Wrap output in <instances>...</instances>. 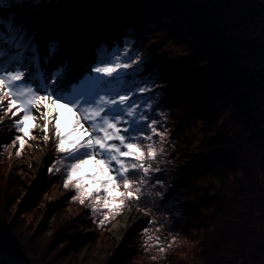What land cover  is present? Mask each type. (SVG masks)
<instances>
[{
    "label": "trees",
    "instance_id": "1",
    "mask_svg": "<svg viewBox=\"0 0 264 264\" xmlns=\"http://www.w3.org/2000/svg\"><path fill=\"white\" fill-rule=\"evenodd\" d=\"M37 23L45 40L60 45L70 37L64 60L84 34L77 69L92 63L100 46L110 59L120 56L130 67L114 74L113 91L132 92V102H143L136 119L151 116L166 135L142 142L153 143L158 156L153 171L134 175L143 181L140 202L103 225L100 211L73 202L62 175L48 172L64 168L54 143L47 179L13 213L24 181L0 148V248L28 264H264V0H52ZM137 55L140 68L132 63ZM56 183L86 215L82 224L60 201L48 212L40 206ZM130 207L151 220L131 228L116 249L107 229Z\"/></svg>",
    "mask_w": 264,
    "mask_h": 264
},
{
    "label": "snow or ice",
    "instance_id": "2",
    "mask_svg": "<svg viewBox=\"0 0 264 264\" xmlns=\"http://www.w3.org/2000/svg\"><path fill=\"white\" fill-rule=\"evenodd\" d=\"M51 2L0 0V10L7 9L0 12V144L6 147L10 141L19 156L30 141L54 143L64 168L49 166L48 172L62 175L73 202L93 213L100 211L103 225L126 204L140 202L143 181L134 175L153 171L150 162L158 156L153 143L142 142L163 139L166 133L151 116L140 114L136 119L143 102H132V92L113 91L114 74L130 65L121 63L120 56L110 59L104 46L96 50L92 63L77 69L65 59L50 78L42 77L41 62L50 64L59 49L56 40H45L37 23L41 6ZM129 46L125 37L124 53H129ZM124 58L131 60V55ZM141 60L137 55L132 63L140 68ZM29 67L37 70L36 80L25 83ZM148 91L138 88L139 93ZM141 122L146 129L137 127ZM0 264H9L2 248Z\"/></svg>",
    "mask_w": 264,
    "mask_h": 264
},
{
    "label": "rangeland",
    "instance_id": "3",
    "mask_svg": "<svg viewBox=\"0 0 264 264\" xmlns=\"http://www.w3.org/2000/svg\"><path fill=\"white\" fill-rule=\"evenodd\" d=\"M80 41H81V38H80ZM80 47L82 46L80 45L79 48ZM60 51L61 49L56 53L53 61L50 64L44 65L43 63H41V68L39 69V71L42 74V77L50 78L49 73H51L53 71V68L55 67L54 62L61 60V57H59L61 53ZM36 71L37 70L35 68L29 69L28 77L25 83L36 80V76H35ZM38 82L39 81H37V83ZM17 86L19 87V85ZM8 127H10V125ZM2 139L3 137H0V140ZM0 148L5 151L6 166H8L11 169H14L16 174H18L24 181V190L22 193V197L19 200V204H17L13 209V213H19L20 210H22L24 206L28 203L29 199L36 192H39L38 184L40 182H43L44 179H47V176L46 178L43 177L44 165H41V163L38 162V158L41 156V154L46 153V150H47V153L50 152L49 151L50 143L49 144L41 143L39 139L30 141V144L24 150V153L21 158H16L14 146L11 145L10 141L8 142L6 147L3 144H0ZM43 199L45 200V203L42 202ZM57 201H60V205L63 211L71 215V218L77 224H82V221H84L87 218L86 215H84V213H82L81 211H76L75 208L72 207L68 203L65 191H63V189L56 183V184L50 185L49 189L45 190L42 193V199H41L40 206H42L45 212H48L51 206ZM128 212H134L136 213L138 217L135 219L132 217L130 219V225L128 227L120 228L121 229L120 237L117 236V234L119 233V230H116L113 228L114 221L111 223V225L107 229L110 235L115 238L116 249H119L123 238L128 233V231H130L131 228H133L140 222L151 220L152 215H150L149 212L141 210L138 207L126 208L123 214L118 219L123 218L124 215ZM153 234L159 239L168 237L167 234L161 235L157 231H155ZM115 253L116 252L110 251L109 261L110 260L113 261L115 259L114 258Z\"/></svg>",
    "mask_w": 264,
    "mask_h": 264
},
{
    "label": "bare ground",
    "instance_id": "4",
    "mask_svg": "<svg viewBox=\"0 0 264 264\" xmlns=\"http://www.w3.org/2000/svg\"><path fill=\"white\" fill-rule=\"evenodd\" d=\"M44 154V153H43ZM41 154V155H43ZM137 218L138 216L136 215V213L134 212H128L124 215L123 218H120L116 221H114L113 223V228L116 229V230H119V233L117 234V236L120 237V232H121V229L120 228H125V227H128L130 225V219L131 218ZM129 232V231H128Z\"/></svg>",
    "mask_w": 264,
    "mask_h": 264
},
{
    "label": "water",
    "instance_id": "5",
    "mask_svg": "<svg viewBox=\"0 0 264 264\" xmlns=\"http://www.w3.org/2000/svg\"><path fill=\"white\" fill-rule=\"evenodd\" d=\"M5 253V252H4ZM5 255L9 258V262H13V263H19V264H28V263H26L25 261H23V260H21V259H16L15 257H14V255H8V254H6L5 253Z\"/></svg>",
    "mask_w": 264,
    "mask_h": 264
}]
</instances>
